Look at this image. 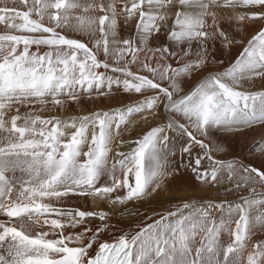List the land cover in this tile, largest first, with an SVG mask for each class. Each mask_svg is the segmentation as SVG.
<instances>
[{
  "label": "snow or ice",
  "instance_id": "1",
  "mask_svg": "<svg viewBox=\"0 0 264 264\" xmlns=\"http://www.w3.org/2000/svg\"><path fill=\"white\" fill-rule=\"evenodd\" d=\"M0 22V264H264V0H0Z\"/></svg>",
  "mask_w": 264,
  "mask_h": 264
},
{
  "label": "bare ground",
  "instance_id": "2",
  "mask_svg": "<svg viewBox=\"0 0 264 264\" xmlns=\"http://www.w3.org/2000/svg\"><path fill=\"white\" fill-rule=\"evenodd\" d=\"M215 51H216V55L221 58V59H224L225 62H228L230 61L233 56L236 55L237 53V49L235 47H233L231 49V55L229 54V51L226 50V49H222V47L217 43L216 46H215ZM195 81H193L194 83ZM252 88L254 90H261V84L259 81H257L253 86ZM121 99L124 101V103H132L134 102V100L136 99L135 96L132 97V99H129L128 98V94H125L121 97ZM117 106H121V105H117ZM261 132H262V129L260 128V126H256L255 128L253 129H248L246 131V135L245 137L243 138V147L246 149L247 147H249L255 140H258L260 138V135H261ZM125 138H128V135L125 134ZM232 143L233 145L236 146V151L238 153H241V149L239 147V138H233L232 140ZM197 151H199V149H197ZM242 154V153H241ZM217 158H222V155H218ZM248 159H253V157L251 155L248 156ZM258 163V161H257ZM192 195H195L196 198H204V199H208V198H216L212 195L211 192H209L208 189H199V188H188L187 191H184V190H180V191H177L176 189H172L170 188L168 191H165L163 193L160 194V196L158 197L159 200H162V201H166L168 200L170 197L172 196H176V197H186V196H192ZM229 199H231V197H228ZM155 207H159V205H154ZM170 206V205H168ZM131 211L135 212L136 209L135 208H131ZM113 224H117L118 227H121V228H124L126 226H131L134 221L131 219V218H121L120 215H119V212L116 213V215L114 216L113 218ZM261 238L260 235L258 234L257 236L253 237L254 240L256 239H259Z\"/></svg>",
  "mask_w": 264,
  "mask_h": 264
},
{
  "label": "rangeland",
  "instance_id": "3",
  "mask_svg": "<svg viewBox=\"0 0 264 264\" xmlns=\"http://www.w3.org/2000/svg\"><path fill=\"white\" fill-rule=\"evenodd\" d=\"M6 2L9 4V6H11L12 3L14 2V0H6ZM117 2L119 3L120 0H117ZM3 29H4V24L2 22H0V31H2ZM111 103L113 104V106H117L118 105L116 102H111ZM97 106H100V105H92L90 107H97ZM72 114H76V113H72ZM82 114H84V113H82ZM231 184H232V181H228L227 177L225 176L224 177V183L219 185V186H217L219 188V192L217 191L216 188H206V189H208L209 192H211L214 197L223 198L224 195H225L224 188L229 186V185H231Z\"/></svg>",
  "mask_w": 264,
  "mask_h": 264
}]
</instances>
